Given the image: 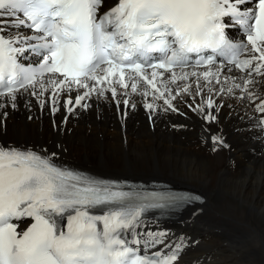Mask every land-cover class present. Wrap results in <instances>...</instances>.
Instances as JSON below:
<instances>
[{"label": "snow or ice", "instance_id": "snow-or-ice-1", "mask_svg": "<svg viewBox=\"0 0 264 264\" xmlns=\"http://www.w3.org/2000/svg\"><path fill=\"white\" fill-rule=\"evenodd\" d=\"M103 3L0 0V98L14 107L21 91L32 89L39 98L51 90L55 105L60 92L76 91L75 105L86 108L81 102L93 93L111 92L115 98L118 85L132 94L163 99L177 111L172 100L193 84L199 95L201 80L209 92L216 91L213 83L234 81L226 75L221 79L226 67L247 75L241 77L243 85L233 82L219 91L237 88L255 98L248 85L258 83L253 74L264 76V0H118L100 14ZM237 26L244 37L240 42L225 31ZM25 52L36 57L34 64L21 62ZM201 67L204 71L196 70ZM192 77L173 95L171 85ZM66 104H73L70 95ZM206 106L213 108L211 97ZM196 110L207 122L215 120L212 111ZM257 111L264 113V101ZM256 127L264 132V116ZM211 139L223 145L220 137ZM42 152L0 146V264H176L183 244L151 252L163 243L164 234L146 233L151 238L142 245L137 228L149 211L199 197L123 191L114 182L58 165L54 153ZM24 218L33 222L17 231L20 225L14 221Z\"/></svg>", "mask_w": 264, "mask_h": 264}, {"label": "bare ground", "instance_id": "bare-ground-1", "mask_svg": "<svg viewBox=\"0 0 264 264\" xmlns=\"http://www.w3.org/2000/svg\"><path fill=\"white\" fill-rule=\"evenodd\" d=\"M206 91L213 108H207L204 97H182L185 119L163 114L157 103L147 110L141 99L122 110L125 118L118 120L108 98L91 101L74 118L66 115L63 98L51 107L44 96L19 97L14 107L9 101L0 107V141L46 147L97 173L161 176L173 185L196 188L206 204L187 210L182 221L162 222L155 234L163 233L165 243L186 244L190 250L184 248L183 261L189 264H264V168L257 165L260 156L249 168L244 160L264 157L260 150L252 153L264 147V138L257 133L252 140L253 133L245 130L247 105ZM198 107L212 111L215 120L207 122ZM212 136L229 144V150L213 144Z\"/></svg>", "mask_w": 264, "mask_h": 264}, {"label": "rangeland", "instance_id": "rangeland-1", "mask_svg": "<svg viewBox=\"0 0 264 264\" xmlns=\"http://www.w3.org/2000/svg\"><path fill=\"white\" fill-rule=\"evenodd\" d=\"M197 96V95H196ZM199 98V97H198ZM200 99V98H199ZM190 100V99H189ZM190 101H192V100H190ZM224 107V106H223ZM223 107H221L220 106V108H223ZM197 115V114H196ZM199 119H200V116H199ZM201 120V119H200ZM72 126V125H71ZM125 136V135H124ZM38 145H40V144H38ZM247 145H249L248 143L245 145V146H243V147H247ZM258 156H260L259 157V161L257 162V165L260 167V168H264V167H262V166H264V157L262 156V155H255L254 157L252 156L251 158H245L244 160H245V162H246V164H247V166H248V168L249 167H251L252 165H251V163L252 162H254V160L258 157ZM251 159V160H250ZM263 163V165H262V163ZM262 165V166H261ZM157 177H161V176H153V178H157ZM150 178H152V177H150ZM164 178V177H163ZM166 179V178H165ZM170 182V181H169ZM185 187V186H184ZM187 188H191V187H187ZM201 192V191H200ZM202 193V192H201Z\"/></svg>", "mask_w": 264, "mask_h": 264}]
</instances>
